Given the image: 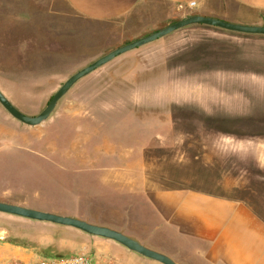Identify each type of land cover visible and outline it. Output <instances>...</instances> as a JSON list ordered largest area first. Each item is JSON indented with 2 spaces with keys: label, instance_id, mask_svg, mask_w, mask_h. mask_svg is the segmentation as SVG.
<instances>
[{
  "label": "rangeland",
  "instance_id": "obj_1",
  "mask_svg": "<svg viewBox=\"0 0 264 264\" xmlns=\"http://www.w3.org/2000/svg\"><path fill=\"white\" fill-rule=\"evenodd\" d=\"M185 16L160 0L109 21L88 19L66 0H0V90L38 115L73 73ZM230 145L235 151L220 152L224 161L207 178L238 179L236 195L264 216V35L193 24L81 79L39 126L0 105V201L136 235L154 223L142 178L202 186L205 151ZM43 225L58 229L52 240L62 250L54 244L47 253L51 232L38 221L0 213V264L69 255L162 264L112 240ZM151 234L153 244L164 240Z\"/></svg>",
  "mask_w": 264,
  "mask_h": 264
},
{
  "label": "crops",
  "instance_id": "obj_2",
  "mask_svg": "<svg viewBox=\"0 0 264 264\" xmlns=\"http://www.w3.org/2000/svg\"><path fill=\"white\" fill-rule=\"evenodd\" d=\"M145 1L148 0H66L77 13L95 21L122 18ZM160 1L188 15L195 13L233 23L264 26V0ZM192 2L195 3L193 7L190 6ZM207 34L224 35L211 30ZM218 150L219 154L215 150L204 153L202 167L208 170L202 175L207 184L202 186L160 176L153 178L155 185H150L149 178H142V191L153 213L154 223L146 221L145 231L141 232L139 228L136 235L115 226L113 229L166 254L177 264H264V216L250 202L236 195L238 179L207 178L206 174L212 172L210 169L220 160L224 161L221 153L235 151L231 145ZM192 158L200 159L198 155ZM220 165L217 167H222ZM162 182L167 183L159 184ZM39 224L40 228L51 232L50 238H45L51 239L50 243L46 241L43 246H54L53 232H58V229L43 225L49 223ZM152 230L160 232L164 240L153 244ZM148 231L150 234L145 235ZM0 241L6 240L0 238ZM58 249L62 250L59 246Z\"/></svg>",
  "mask_w": 264,
  "mask_h": 264
},
{
  "label": "water",
  "instance_id": "obj_3",
  "mask_svg": "<svg viewBox=\"0 0 264 264\" xmlns=\"http://www.w3.org/2000/svg\"><path fill=\"white\" fill-rule=\"evenodd\" d=\"M193 24H203L207 26L218 27L227 31L238 32L249 35H264L263 25H248L241 23H233L224 21L215 17L204 16L200 14H194L176 22H173L147 36H142L129 43H126L116 49L100 56L99 58L92 61L90 64L81 68L80 70L73 73L68 79L61 85V87L54 93L49 100L46 107L35 116L26 115L20 111L0 90V105L16 120L28 125V126H39L46 122L54 110L56 109L60 100L83 78L95 72L99 68L110 63L117 57L128 53L132 50L140 48L144 45L152 43L158 39H161L169 34L187 27ZM0 213L21 217L24 219L35 220L38 222L52 223L55 225L74 228L82 231L88 235L100 237L108 240L117 242L124 246L128 250L135 252L136 254L155 260L162 264H177L172 258L166 254L157 252L150 249L140 243L137 239L132 238L121 231L110 228L108 226L99 225L88 222L86 220L61 215L44 210H38L23 205L13 204L5 201H0Z\"/></svg>",
  "mask_w": 264,
  "mask_h": 264
},
{
  "label": "built area",
  "instance_id": "obj_4",
  "mask_svg": "<svg viewBox=\"0 0 264 264\" xmlns=\"http://www.w3.org/2000/svg\"><path fill=\"white\" fill-rule=\"evenodd\" d=\"M195 5L194 2L190 4L191 7ZM21 264H114L112 261L108 263L96 262L94 257L85 256V255H69L58 258H44L37 261H28Z\"/></svg>",
  "mask_w": 264,
  "mask_h": 264
},
{
  "label": "trees",
  "instance_id": "obj_5",
  "mask_svg": "<svg viewBox=\"0 0 264 264\" xmlns=\"http://www.w3.org/2000/svg\"><path fill=\"white\" fill-rule=\"evenodd\" d=\"M188 16H191V15H188ZM52 248H53V246H50L49 248H47V253H49L50 251H52ZM58 257H63V256H57V257H54V258H58Z\"/></svg>",
  "mask_w": 264,
  "mask_h": 264
}]
</instances>
